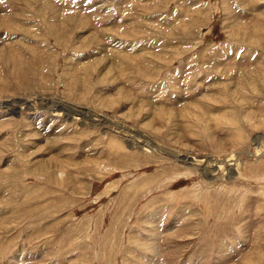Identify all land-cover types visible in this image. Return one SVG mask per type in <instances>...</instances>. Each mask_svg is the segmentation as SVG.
I'll list each match as a JSON object with an SVG mask.
<instances>
[{
	"label": "rangeland",
	"instance_id": "374dc122",
	"mask_svg": "<svg viewBox=\"0 0 264 264\" xmlns=\"http://www.w3.org/2000/svg\"><path fill=\"white\" fill-rule=\"evenodd\" d=\"M263 145L264 0H0V264H264Z\"/></svg>",
	"mask_w": 264,
	"mask_h": 264
},
{
	"label": "bare ground",
	"instance_id": "6f19581e",
	"mask_svg": "<svg viewBox=\"0 0 264 264\" xmlns=\"http://www.w3.org/2000/svg\"><path fill=\"white\" fill-rule=\"evenodd\" d=\"M19 100H20V99H19ZM33 105H34V104H33ZM45 106H46V105H45ZM46 108H47V106H46ZM50 109H51V108H50ZM96 120H97V119H96ZM132 133H133V132H132ZM263 146H264V145H263ZM149 147H150V146H149ZM143 149H144V148H143ZM150 151H151V150H150ZM173 155H175V153H174ZM176 155H177V154H176ZM176 155H175V156H176ZM177 157H178V156H177ZM205 161H206V160H205ZM205 161L203 162V161H201V160H197V159H195V158H192L190 163H191V165H192V163H194V164L197 163L198 165H202V164H203V167H204V165L207 164ZM208 163H209V162H208ZM210 163H211V162H210ZM210 163H209V166L207 165V168L210 167V166H212V165H210ZM236 164H237V163H236ZM205 166H206V165H205ZM215 168H216V166H215ZM219 168H220V166H219ZM204 169L207 170L206 167H204ZM213 170H214V168L212 167V169L208 170V174L211 173ZM233 170H234V169H233ZM214 171H215V170H214Z\"/></svg>",
	"mask_w": 264,
	"mask_h": 264
}]
</instances>
